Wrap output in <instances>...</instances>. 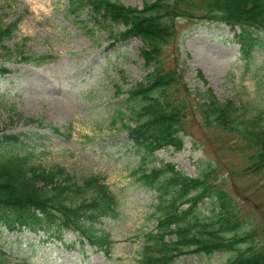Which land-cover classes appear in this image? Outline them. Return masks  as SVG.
I'll use <instances>...</instances> for the list:
<instances>
[{"label":"rangeland","instance_id":"rangeland-1","mask_svg":"<svg viewBox=\"0 0 264 264\" xmlns=\"http://www.w3.org/2000/svg\"><path fill=\"white\" fill-rule=\"evenodd\" d=\"M117 1L137 9L154 0ZM67 3L0 0L1 22L14 24L0 45V67L4 69L0 73V134L18 136L30 151L31 163L44 169L61 167L76 181L90 175L101 178L118 199L114 216L96 224L109 234L112 244L108 254H102L89 245L80 248L74 235L66 231L60 240L55 239L52 227L46 233H33L27 228L8 231L0 226V262L137 264L144 235L157 225L155 216L160 211L153 205L158 199L154 191L137 186L129 176L138 156L128 150L127 133L112 115L118 97L115 84L122 92L146 73L140 55L145 44L140 37L111 38L109 32H120L122 25L105 21L107 28L99 29L87 22L85 10L77 18L71 15ZM174 21L171 40L162 47V54L165 65L177 67L182 76L178 95L189 94L196 100L197 90H208L217 101H230L246 120H252L251 113L262 106L264 97L260 83L264 48L253 49V59L245 65L227 25L198 15ZM262 33L256 35L264 40ZM137 124L129 123L131 127ZM183 125L184 131L178 134L180 147L156 149L154 164L168 162L188 177L212 169L220 189L239 208L242 222L236 233H252L246 242L233 244L234 249L210 255L192 251L171 264H224L237 251L264 248V171L248 173V154L221 128L210 122L204 126L198 117L186 119ZM52 128L59 134H53ZM200 206L205 214L211 207L208 201ZM71 243L74 247H66Z\"/></svg>","mask_w":264,"mask_h":264},{"label":"trees","instance_id":"trees-1","mask_svg":"<svg viewBox=\"0 0 264 264\" xmlns=\"http://www.w3.org/2000/svg\"><path fill=\"white\" fill-rule=\"evenodd\" d=\"M67 4L76 18L85 10L87 22L99 29L107 28L105 21L122 25L120 32H109L111 38L140 37L145 44L140 55L146 73L122 92L115 84L118 97L112 115L127 133L128 150L138 156L129 176L137 186L154 191L158 199L153 205L160 211L155 216L157 225L155 231L144 235L137 264H171L181 254L195 251L210 255L246 242L252 232L236 233L242 222L239 208L220 189L212 169L188 177L168 162L154 164V152L166 146L179 148L183 122L198 117L202 125L210 122L240 142L239 150L248 154V173L264 171V97L250 121L230 101L219 102L208 90H197L196 100L189 94L180 97L182 76L177 67L165 65L162 54V47L171 40L174 19L198 15L211 23L227 25L238 45L240 60L249 64L253 49L264 48V40L256 35L260 30L264 34V0H154L137 9L124 7L117 0H69ZM13 29V23L4 24L0 19V45ZM260 83L264 86V77ZM131 121L138 124L131 127ZM51 132L59 134L56 128ZM29 155L18 136L0 134V226L8 231L27 228L33 233H46L52 227L57 240L66 231L74 235L80 248L89 245L108 254L112 244L109 234L96 224L114 216L118 200L115 193L97 176L76 181L61 167L44 169L31 163ZM205 201L211 206L206 214L200 206ZM228 234L232 236L226 237ZM224 264H264V248L237 251Z\"/></svg>","mask_w":264,"mask_h":264}]
</instances>
